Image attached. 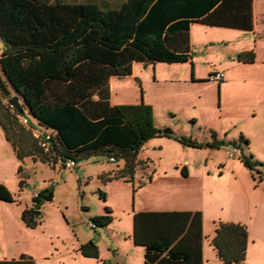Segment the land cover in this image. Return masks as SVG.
<instances>
[{"label": "rangeland", "instance_id": "1", "mask_svg": "<svg viewBox=\"0 0 264 264\" xmlns=\"http://www.w3.org/2000/svg\"><path fill=\"white\" fill-rule=\"evenodd\" d=\"M102 1L116 5L120 0ZM257 10L259 15L264 12V0H259ZM191 29L192 71L189 60L136 62L131 74L113 77L112 98L148 102L161 132L169 128L168 133L189 136L201 146L182 144L172 136H152L140 145L131 173L104 180V173L123 166L121 156L110 161L104 152L91 153L72 167L59 160L52 166L30 156L19 160L0 127V181L14 198L0 200V257L23 253L33 264H142L143 248L131 238L132 211L186 208L200 210L203 264H215L209 246L215 220H232L251 211L247 225H264L259 198L264 175L256 170L262 171L264 165V33L253 36L248 30L198 22ZM243 36L251 42H244ZM244 47H254L252 62L236 60V51ZM218 70L223 71L221 80L208 78ZM29 128L32 135L39 131L35 125ZM239 133L247 144L232 142ZM211 134L223 143L206 145ZM237 154H251L263 165L249 168ZM44 188L51 189V199L40 204L36 223L26 226L20 211L31 207L32 195ZM98 190L103 191V199ZM105 206L110 221L91 226L89 217L105 213ZM89 239L96 245L97 257L79 258L75 248ZM249 242L250 238L243 264H264L262 241Z\"/></svg>", "mask_w": 264, "mask_h": 264}, {"label": "trees", "instance_id": "2", "mask_svg": "<svg viewBox=\"0 0 264 264\" xmlns=\"http://www.w3.org/2000/svg\"><path fill=\"white\" fill-rule=\"evenodd\" d=\"M251 2L120 0L107 5L102 0H0V127L16 158L30 156L53 166L57 160L62 164L70 157L75 162L91 153L121 156L123 166L103 174L109 180L131 173L140 145L152 136H172L182 144L201 146L189 136L161 132L153 123L148 102L110 103L108 79L130 74L133 61L188 60L190 23L250 30ZM254 57L252 47L235 54L240 62H252ZM189 64L192 71L190 59ZM10 91L17 95L22 112L3 101ZM34 125L48 134L44 138L40 133L45 147L32 135L29 127ZM211 136L206 145L223 143ZM235 141L248 143L242 133ZM237 157L249 168L263 165L251 154ZM256 170L264 175V165L262 171ZM180 172L185 174L183 167ZM98 192L103 199V191ZM51 196L50 188L32 195V206L20 211L26 226L36 223L39 213L35 210ZM0 200H14L1 181ZM104 208L105 213L89 217L91 226L110 221V209ZM131 238L143 247L142 264H201L198 209L132 211ZM246 241L244 222L214 221L209 244L217 264H243ZM77 250L97 257L90 239L79 243ZM0 264L33 261L21 253L17 258L0 259Z\"/></svg>", "mask_w": 264, "mask_h": 264}, {"label": "crops", "instance_id": "3", "mask_svg": "<svg viewBox=\"0 0 264 264\" xmlns=\"http://www.w3.org/2000/svg\"><path fill=\"white\" fill-rule=\"evenodd\" d=\"M258 3H259V0H252V2H251L252 28L250 30H248V31H250L251 33H253V36H256V35L258 36L261 33L262 34L264 33V14H263L264 12L263 13L260 12L261 13L260 15L258 14V10H257V4ZM191 24L192 23H190V25H189V38H190V34L192 33ZM226 28H229V27H226ZM231 29H236V28H231ZM237 30H242V29H237ZM245 41L247 42V44H249L251 42V41H249V37L248 36L247 37H244V42ZM243 49H247V47H244ZM243 49H239V50H243ZM253 49H254V47H253ZM239 50H237V51H239ZM136 62H140V61H133L132 62L130 74L132 73V70H133L134 65H135ZM113 77L114 76H110L109 79H108V87H109V98L108 99H109V102L110 103H118L119 102L118 100L112 98L113 97L112 96L113 81H114L113 80L114 79ZM259 198H260L261 201H263V204H264V192H261V196ZM176 209H186V208H176ZM138 210H140V209H138ZM190 210H194V209H190ZM133 211H135V210H133ZM253 214H254L253 212L247 211L243 217H235L231 221L244 222L246 224V228H247V240H248V238H250V242H252V243L254 242V240H261L262 243L264 244V225L255 226L252 223H250L249 225H247L248 220H250V218L253 216ZM262 214H264V210L262 211ZM212 232H213V229H212ZM212 232L210 233V236H211ZM201 233H202V238H201V242H200V253H201V264H203V258L205 257L204 256V243H203V238L205 237V235L203 234L202 215H201ZM209 246L211 247V250L214 253L215 264H217L218 259L216 257L215 251H214V249L212 248V246L210 244H209ZM246 247H247V241H246ZM245 250H246V248H245ZM75 254L79 258L90 257V256H84V255L80 254L79 251L77 250V248H75ZM10 258H17V257H10ZM10 258L0 257V259H10Z\"/></svg>", "mask_w": 264, "mask_h": 264}, {"label": "built area", "instance_id": "4", "mask_svg": "<svg viewBox=\"0 0 264 264\" xmlns=\"http://www.w3.org/2000/svg\"><path fill=\"white\" fill-rule=\"evenodd\" d=\"M210 78H214L216 80H221L222 77H223V71L222 70H218V71H215L214 73H211V75H209ZM40 133H44L43 134V137H47L48 134L44 131H37V132H33L34 136H36L38 139H37V142L44 146L45 147V142H44V139L40 136ZM228 155H232L231 152L228 150ZM107 158L108 160L110 161H113L115 159V156L113 154H110V155H107ZM62 165L63 166H66V167H72L74 165V160L73 158H70V157H67L63 160L62 162Z\"/></svg>", "mask_w": 264, "mask_h": 264}, {"label": "water", "instance_id": "5", "mask_svg": "<svg viewBox=\"0 0 264 264\" xmlns=\"http://www.w3.org/2000/svg\"><path fill=\"white\" fill-rule=\"evenodd\" d=\"M6 102L10 106H12L14 109H16L18 112H22V107H21L20 101H19L16 94H12L9 97H7ZM169 131H170L169 128H163L162 129L163 133H168ZM35 211H37V210H35Z\"/></svg>", "mask_w": 264, "mask_h": 264}]
</instances>
